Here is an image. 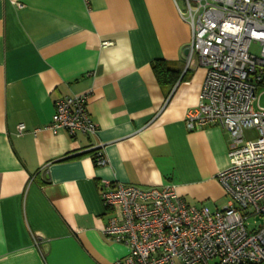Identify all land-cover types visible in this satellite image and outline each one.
Listing matches in <instances>:
<instances>
[{
	"label": "crops",
	"instance_id": "obj_1",
	"mask_svg": "<svg viewBox=\"0 0 264 264\" xmlns=\"http://www.w3.org/2000/svg\"><path fill=\"white\" fill-rule=\"evenodd\" d=\"M190 40L175 0H0V264L125 256L103 233V180L171 185L191 204L227 205L218 174L230 134L186 126L207 74L197 55L188 63ZM156 62L177 80L160 82ZM76 94L90 96L97 133L44 129L55 102Z\"/></svg>",
	"mask_w": 264,
	"mask_h": 264
},
{
	"label": "built area",
	"instance_id": "obj_2",
	"mask_svg": "<svg viewBox=\"0 0 264 264\" xmlns=\"http://www.w3.org/2000/svg\"><path fill=\"white\" fill-rule=\"evenodd\" d=\"M175 2L191 28L188 63L197 55L207 68L199 103L187 111L186 126H220L230 134L229 165L218 174L229 201L213 209L189 203L171 185L103 180L100 194L109 213L103 233L128 248L111 264H264V107L257 96L264 92V0ZM111 44L102 42L104 47ZM252 44L259 46L258 54ZM89 98H59L44 129L95 135L98 126L88 110ZM18 128L22 133L25 125ZM250 128L258 130L257 139L245 140ZM94 162L107 163L101 150Z\"/></svg>",
	"mask_w": 264,
	"mask_h": 264
},
{
	"label": "trees",
	"instance_id": "obj_3",
	"mask_svg": "<svg viewBox=\"0 0 264 264\" xmlns=\"http://www.w3.org/2000/svg\"><path fill=\"white\" fill-rule=\"evenodd\" d=\"M153 68L155 70V73L158 77V80L160 82H163L167 78H172L173 82L177 80L178 74L177 71L174 70L173 68H170L166 63L164 62H156L153 65ZM93 152V157L95 158L97 150H92Z\"/></svg>",
	"mask_w": 264,
	"mask_h": 264
},
{
	"label": "rangeland",
	"instance_id": "obj_4",
	"mask_svg": "<svg viewBox=\"0 0 264 264\" xmlns=\"http://www.w3.org/2000/svg\"><path fill=\"white\" fill-rule=\"evenodd\" d=\"M182 3V0H179ZM252 52L255 54L259 53V46L257 44H252ZM257 96H260L259 105L264 107V92L261 93V90L258 91ZM259 137V132L256 128L246 129L244 132L245 140H255ZM249 226H252V220L249 221Z\"/></svg>",
	"mask_w": 264,
	"mask_h": 264
}]
</instances>
